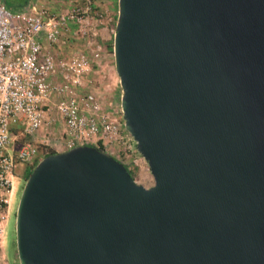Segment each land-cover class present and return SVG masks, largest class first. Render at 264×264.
Listing matches in <instances>:
<instances>
[{"label": "water", "instance_id": "obj_1", "mask_svg": "<svg viewBox=\"0 0 264 264\" xmlns=\"http://www.w3.org/2000/svg\"><path fill=\"white\" fill-rule=\"evenodd\" d=\"M123 126L153 186L91 146L37 162L17 264H264V0H117Z\"/></svg>", "mask_w": 264, "mask_h": 264}, {"label": "built area", "instance_id": "obj_2", "mask_svg": "<svg viewBox=\"0 0 264 264\" xmlns=\"http://www.w3.org/2000/svg\"><path fill=\"white\" fill-rule=\"evenodd\" d=\"M79 2L53 14L45 8L10 11L0 0V249L16 168L38 159L36 143L55 153L91 146L125 169L136 165L135 143L121 116L104 110L92 92L79 95L90 58L83 51L63 53L64 36L85 38L90 46L96 36L92 0ZM51 46L62 48L59 57ZM94 50L98 57V47ZM58 123L61 135L50 144L47 137ZM24 136L30 140L16 143ZM0 264H6L1 252Z\"/></svg>", "mask_w": 264, "mask_h": 264}, {"label": "rangeland", "instance_id": "obj_3", "mask_svg": "<svg viewBox=\"0 0 264 264\" xmlns=\"http://www.w3.org/2000/svg\"><path fill=\"white\" fill-rule=\"evenodd\" d=\"M30 2H32L33 11L39 8H45L53 14L65 13L75 4L81 6L79 0H30ZM116 4L117 0H92L93 10L98 15L96 21H93L94 24H97L96 36L92 39L93 45H87L85 38L81 39L69 34L65 38L63 53L83 51L90 58L91 70L84 78V86L80 89L79 95L92 92L98 98L104 110L114 112L119 117L121 116L119 113V98L121 92L112 57V35L117 14ZM96 47L99 49V55L98 57H93L92 51L95 52L94 49ZM49 49L56 57H59V52L62 48L51 46ZM51 131V134L47 137L50 144L59 139L62 132L61 124L54 125ZM50 150L49 147L43 150L39 149V154L43 151L48 152ZM136 160V165L129 170L131 172V178L135 184L148 189L153 186V178L149 173L146 162L139 154L136 156ZM26 164H20L16 168V173L19 176L12 180L13 195L7 218L3 225L0 252L3 254L6 264H17L14 235L15 210L22 187L25 183V175L23 176V174H26L30 168Z\"/></svg>", "mask_w": 264, "mask_h": 264}, {"label": "trees", "instance_id": "obj_4", "mask_svg": "<svg viewBox=\"0 0 264 264\" xmlns=\"http://www.w3.org/2000/svg\"><path fill=\"white\" fill-rule=\"evenodd\" d=\"M29 1H30V0H1V2L4 4V6H5L6 8H8L10 11H19L20 9H22L21 7H22L24 4L29 3ZM22 10H23V9H22ZM115 19H116V18H115ZM29 140H30L29 137L24 136V137L19 138V139L16 141V143H22V142H26V141H29ZM36 146H37L38 149H41V150L46 149L45 147L40 146V144H38V143H36ZM96 149L100 150V148H96ZM49 150H50V149H49ZM53 153H55V152H53L52 150H50V151H48V152H45V151L41 152V153L39 154V156H38V159H37L34 163H32V164L30 165V168H29L28 172H27L26 174L24 173V175H25V180H26V178L29 176L30 172L32 171V169L34 168V166L37 164V162H38L39 160H41V159L44 158L45 156H48V155L53 154ZM126 170H127V172L129 173V175H130V177H131V172H130L128 169H126Z\"/></svg>", "mask_w": 264, "mask_h": 264}, {"label": "crops", "instance_id": "obj_5", "mask_svg": "<svg viewBox=\"0 0 264 264\" xmlns=\"http://www.w3.org/2000/svg\"><path fill=\"white\" fill-rule=\"evenodd\" d=\"M21 8H22L23 10L33 11L32 2L29 1V3L24 4ZM22 9H20V10H22ZM68 36H69V35H68ZM65 38H66V36L63 37V40H66ZM113 114H114L115 116H117L116 113L113 112ZM1 254H2V253H1ZM2 255H3V254H2Z\"/></svg>", "mask_w": 264, "mask_h": 264}]
</instances>
